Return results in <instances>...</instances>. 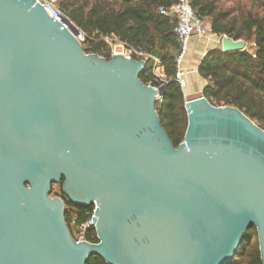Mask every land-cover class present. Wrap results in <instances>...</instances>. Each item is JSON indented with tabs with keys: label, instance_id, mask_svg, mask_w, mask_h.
I'll return each mask as SVG.
<instances>
[{
	"label": "water",
	"instance_id": "1",
	"mask_svg": "<svg viewBox=\"0 0 264 264\" xmlns=\"http://www.w3.org/2000/svg\"><path fill=\"white\" fill-rule=\"evenodd\" d=\"M80 32L0 0V264H231L254 227L264 264V130L200 96L175 146L146 61L87 54ZM55 184L95 205L98 243L73 238Z\"/></svg>",
	"mask_w": 264,
	"mask_h": 264
},
{
	"label": "trees",
	"instance_id": "2",
	"mask_svg": "<svg viewBox=\"0 0 264 264\" xmlns=\"http://www.w3.org/2000/svg\"><path fill=\"white\" fill-rule=\"evenodd\" d=\"M178 0H58V8L85 36L82 42L87 54L111 59L106 38L115 37L142 52L146 69L140 74L145 83L153 79V58L159 59L167 83L162 100L156 103L160 121L175 146L184 141L188 127L186 98L175 81L180 43L175 32L176 18L161 14ZM228 2L233 5L227 6ZM196 15L208 22L213 34L245 41L252 52H223L212 48L201 58L198 74L207 84L204 96L212 105L235 107L264 130V0H191ZM187 56V55H186ZM56 185V184H55ZM54 186V185H53ZM58 197L66 205V222L77 240L79 227L91 219L95 205L82 207L72 203L63 188ZM86 240L98 243L93 227ZM246 243L231 264H263L257 229H249ZM86 264H108L99 256H91Z\"/></svg>",
	"mask_w": 264,
	"mask_h": 264
},
{
	"label": "built area",
	"instance_id": "3",
	"mask_svg": "<svg viewBox=\"0 0 264 264\" xmlns=\"http://www.w3.org/2000/svg\"><path fill=\"white\" fill-rule=\"evenodd\" d=\"M44 11L49 14L50 17L59 22H64V19H67L63 13L58 8V0H37ZM191 0H178V2L170 8L162 7L160 9L161 14L176 18L177 26L175 28V32L178 36L180 43V53L177 58V72L175 76V81L180 85L181 89L185 91L187 87L186 81V71L184 69V61L186 55L189 51L191 40L196 37L199 39L212 40L215 39L217 44L221 47L222 40L227 36H217L212 33L210 27L205 24L204 20L199 18L193 8L191 7ZM77 39L81 42L85 40V36L82 32L79 33ZM107 44L110 45V56L111 58L114 55H122L126 58L137 59L143 57V53L139 52L127 44L120 42L117 38L111 37L106 38ZM154 68H153V79H156L160 82L161 85H166L167 77L163 70V67L159 61V59L153 58ZM152 79V80H153ZM151 80V81H152ZM151 81L149 84H151ZM95 210L93 211V215L91 219H89L86 223L79 227L80 234L77 238V242H88L85 237V233L87 230L91 228H95L94 219ZM90 243V242H89Z\"/></svg>",
	"mask_w": 264,
	"mask_h": 264
},
{
	"label": "crops",
	"instance_id": "4",
	"mask_svg": "<svg viewBox=\"0 0 264 264\" xmlns=\"http://www.w3.org/2000/svg\"><path fill=\"white\" fill-rule=\"evenodd\" d=\"M212 48H221L215 39L208 41L194 37L191 40L184 63L187 81V87L184 91L186 99L190 100L202 96L203 88L207 82L199 76L198 66L201 58Z\"/></svg>",
	"mask_w": 264,
	"mask_h": 264
},
{
	"label": "rangeland",
	"instance_id": "5",
	"mask_svg": "<svg viewBox=\"0 0 264 264\" xmlns=\"http://www.w3.org/2000/svg\"><path fill=\"white\" fill-rule=\"evenodd\" d=\"M230 5H233L232 4V2H228L227 3V6H230ZM205 22V21H204ZM205 24L206 25H208L209 26V24H208V22H205ZM108 46H109V48H110V45L108 44ZM246 49H248V50H250V51H254L255 50V48L251 45V43H248L247 44V48ZM186 59V58H185ZM184 63H185V61H184ZM185 78H186V76H185ZM186 90V89H185ZM187 100H189V99H186V101ZM63 187H62V184H56V185H54L53 186V189H52V192H51V194H50V198L51 199H55V198H58V195L61 193V189H62ZM60 198V197H59ZM62 199V198H61ZM63 200V199H62Z\"/></svg>",
	"mask_w": 264,
	"mask_h": 264
}]
</instances>
